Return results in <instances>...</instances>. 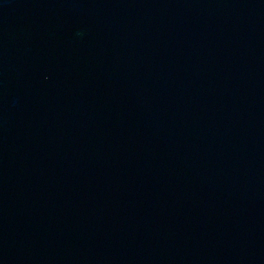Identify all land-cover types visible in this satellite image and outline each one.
<instances>
[{"label": "water", "instance_id": "water-1", "mask_svg": "<svg viewBox=\"0 0 264 264\" xmlns=\"http://www.w3.org/2000/svg\"><path fill=\"white\" fill-rule=\"evenodd\" d=\"M0 264H264V0H0Z\"/></svg>", "mask_w": 264, "mask_h": 264}]
</instances>
